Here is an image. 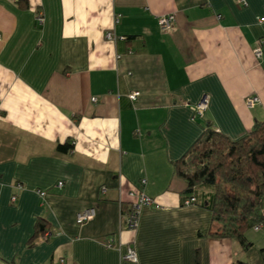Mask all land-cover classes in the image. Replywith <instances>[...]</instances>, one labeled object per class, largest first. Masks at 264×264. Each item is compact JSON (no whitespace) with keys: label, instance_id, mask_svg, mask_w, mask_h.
Listing matches in <instances>:
<instances>
[{"label":"crops","instance_id":"obj_1","mask_svg":"<svg viewBox=\"0 0 264 264\" xmlns=\"http://www.w3.org/2000/svg\"><path fill=\"white\" fill-rule=\"evenodd\" d=\"M262 120L264 0H0V264H264V228L210 237V191L184 207L173 173L206 123L235 141ZM131 191L152 203L134 230Z\"/></svg>","mask_w":264,"mask_h":264},{"label":"trees","instance_id":"obj_2","mask_svg":"<svg viewBox=\"0 0 264 264\" xmlns=\"http://www.w3.org/2000/svg\"><path fill=\"white\" fill-rule=\"evenodd\" d=\"M70 149L57 146L59 152ZM173 173L185 182L186 199L195 200L199 188L210 191L204 204L211 221L219 225L218 233L210 237L234 239L243 250L250 247L244 234L257 226L264 228V120L235 141L206 123L199 139L174 164ZM43 235L39 224L31 242ZM192 261L199 264L198 251L193 252Z\"/></svg>","mask_w":264,"mask_h":264},{"label":"built area","instance_id":"obj_3","mask_svg":"<svg viewBox=\"0 0 264 264\" xmlns=\"http://www.w3.org/2000/svg\"><path fill=\"white\" fill-rule=\"evenodd\" d=\"M35 21L37 24H42L43 22V16L41 13L36 14ZM118 23V17L114 19V24ZM174 18L172 15H165L157 18V25L158 28L161 30H167L170 29L173 26ZM104 39L106 41H114V37L110 32H106L104 34ZM121 40H124V38H121ZM253 55L256 59H259L261 57V49L260 46L254 49ZM138 97V93H131L128 95V99L131 101H134ZM95 102V99H92V103ZM256 103H258V98L254 95L248 96L244 100V105L247 108H252ZM207 108L206 99H202L196 106L192 108V114L194 118H201L203 116V113L205 112ZM142 184L144 182L142 181ZM61 183L57 184V187H60ZM38 195L40 197H43L45 194L43 192H38ZM128 198L130 199V206L129 211L123 216L122 220L124 222L125 227L128 230H134L137 227V221H138V210L142 206H150L152 203L150 199H148L141 191H131L128 193ZM14 199H12L13 201ZM194 198L186 199L183 201V206L187 207L194 203ZM95 208H88L84 211L79 212L75 217V223L76 225H83L85 223L90 222L94 216H95ZM260 226H257L254 228V230H258ZM111 242L108 243L107 247H110ZM123 260L130 262V263H137V256L133 249L128 248L126 250V253L122 257Z\"/></svg>","mask_w":264,"mask_h":264},{"label":"rangeland","instance_id":"obj_4","mask_svg":"<svg viewBox=\"0 0 264 264\" xmlns=\"http://www.w3.org/2000/svg\"><path fill=\"white\" fill-rule=\"evenodd\" d=\"M201 189H202V188H199L198 191H200ZM203 189H204V188H203ZM205 189H206V188H205ZM251 231H252V230H250V232H251ZM252 232H253V231H252Z\"/></svg>","mask_w":264,"mask_h":264}]
</instances>
